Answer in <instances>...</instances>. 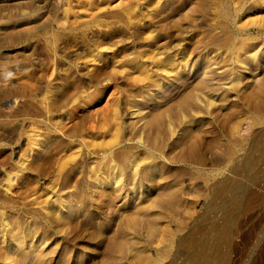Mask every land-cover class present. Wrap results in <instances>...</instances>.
Listing matches in <instances>:
<instances>
[{
  "label": "rangeland",
  "instance_id": "obj_1",
  "mask_svg": "<svg viewBox=\"0 0 264 264\" xmlns=\"http://www.w3.org/2000/svg\"><path fill=\"white\" fill-rule=\"evenodd\" d=\"M55 1L0 0V209L28 218L30 264H128L129 257L139 254L145 255L142 264H264V122L250 125L255 116H264V95L260 109L251 102L257 82L250 75L255 69L259 73L254 77L264 75V4L247 5L234 25L236 32H244L235 37L236 45L255 43L256 58L248 61L243 55V65L221 74L223 89L213 88L215 95H206L208 88L194 91L195 110L188 116L194 119L192 131L182 134L183 123L169 113L175 134L163 129L157 137L155 128L145 126L146 119L193 90L204 68L200 60L177 78L173 67L158 58L176 50L186 32L225 21L213 15L215 2L206 0L208 12L202 13L197 0H176L166 6V17L137 19L134 14L133 22L127 15L116 22L104 14L103 0H95V10L104 9L101 15L95 12L97 23L106 22L102 26L108 35L102 51L107 60L119 62L91 65L85 63L88 49L65 54L45 43L50 29L60 34L75 19L73 10L65 17L63 0ZM28 13H36L35 18ZM64 17L73 19L65 28ZM32 22L39 26L33 24L36 33L30 34L26 27ZM130 33L140 40L124 39ZM37 39H43L42 45ZM213 51L207 50L211 62ZM134 57L145 63L123 61ZM210 66L217 70V64ZM241 71L249 73L243 72L238 82ZM147 136L154 145L146 142ZM123 137L127 148L135 142L149 144L134 149L132 158L130 149H114L112 162L121 167L133 160L134 170L126 167L112 178L95 175L93 152L102 153ZM149 148L158 151L155 160L149 158ZM154 161L158 166L142 173ZM222 182L227 183L225 192L213 196ZM248 198L257 200L243 209ZM157 200L160 207L153 205ZM131 219L135 228L124 237L121 230Z\"/></svg>",
  "mask_w": 264,
  "mask_h": 264
},
{
  "label": "bare ground",
  "instance_id": "obj_2",
  "mask_svg": "<svg viewBox=\"0 0 264 264\" xmlns=\"http://www.w3.org/2000/svg\"><path fill=\"white\" fill-rule=\"evenodd\" d=\"M57 1L59 2V0H57ZM57 1H55V2H57ZM97 1H99V0H97ZM129 1H133V0H129ZM129 1L128 0H122L120 2L118 1L117 3H115L116 0H103V4H101V2H100V6H102V5H103L102 7L107 6V10H106V7L104 8L107 13L105 11H104L105 13L104 12L103 13L107 14L108 18L112 17L113 19H115L116 22H117V20H120L124 15H127V17H128L127 20L129 22H133L132 19L135 17V15H136L137 19H138V17L139 18L141 17V19H142V17H145V18L149 17L150 18V17H154V15H156V17L157 16L166 17L168 14H166L167 10L165 12V8L168 7L167 5H169V4L171 5V4L175 3L176 0H136V2L134 1L135 2L134 5H133V3H130L132 6H130V5L128 6ZM180 1L181 0H179V2ZM205 1L206 0H197V3L199 5L198 9L201 8L200 11H202V13L208 12L207 7H204ZM207 1H206V5H208ZM212 1L215 2V7H214V9L212 8L214 10L213 13L215 12V14H213V15H216L218 17L219 16L220 17H224L226 20L223 21V22L214 21V22H217V23L211 24L209 26V28L206 29L205 31L196 29L197 32L194 31V33L186 32V34H185V36L183 38L182 44L180 43L179 46L176 48V50H168L164 56L158 58L159 62H164L168 66H172L173 67V70L175 72L174 75H177L176 76L177 78L182 77L183 75H185L187 73L188 69H190V67L192 65L196 64V62H198L200 60L201 61L203 60L204 65L203 64L202 65H203L204 68L202 69V73H201L203 75H202L201 79L200 78L198 79V81L196 82V84L193 87V90L188 91L185 94V96L180 101H178L174 106L169 107L167 110L159 111L155 115H153V116L149 117L148 119H146V122H145L146 125L145 126H148V127H151V128H155L156 129V135L158 134L157 137L160 135V133H161V131L163 129H166L165 130L166 133L168 131L172 135L175 134L174 132H175L176 129H174V131L172 132V130H173L172 129L173 121H169L168 118H167L168 116H166L169 113L174 116L173 118H177L178 121L183 123V127L181 128L182 131H183L182 134L192 131L193 128L191 126L193 125L194 119L193 118L189 119L188 116L190 115V113L192 111L195 110L194 106H193V104L195 103V99H196L194 91H196L197 93H199V92H202V93L204 92L205 93L204 89L208 88L209 92L207 91V93H205V94L206 95H212V96L215 95V93L213 91V88L223 89L222 83L220 82V80H218V78H219V76L221 74H225L226 71H228L229 69L232 68L231 66H233V67L237 66L238 67V66L243 65L244 64V60H242V59L247 58L246 60L251 61V60H254L256 58V52L257 51H254V50H256L257 48H255L256 47L255 43L248 44L245 40H243L242 42H240L239 45H236L235 37L237 35H239L238 33H244V32H236V29H235L234 25L236 23L235 22L236 21V17H239L240 14H242L245 11L247 5L249 7L250 6L262 5V4H264V0H239V2H238L239 4L237 6L232 4V0H212ZM60 2H61V0H60ZM62 2H64V7L66 6V8L64 10L65 11V13H64L65 17H68V15H70V14H68V12H71V10H73V15H72V12H71V15H72L71 18L74 19V17H75V19H76V17H80L81 19L77 18L76 21L74 19L75 22L73 21V19H71V20L69 19L70 20V22H69V21L65 20V17H64L65 22L63 24V28H65L64 25H67L68 22L69 23H71L72 21L73 22L71 24H68L69 25V27L67 26L68 28L61 29V30H64V31L60 30L62 33L60 31H58V32H60V34L56 33V31L54 32L53 29H50L53 32H50V34L48 35V33H47L48 29H46L47 32H45V33H47V34L45 35V37H47V39H46L47 41H45V43L47 42V44L50 45L49 47L52 48L50 50L52 51L53 49H57V50L58 49H60V50L63 49V51L66 54V50L70 51V50H73V48H75L76 51L88 49V52H89L88 53L89 54L88 57H90V59L87 57V54H86L85 56L87 57V59H86L87 61L85 63L91 64V65H93V64L96 65L97 63L98 64L99 63L100 64L103 63V65L108 63V65H109V62H111V63L113 61L114 62L116 61V63L119 62L118 60H113V61L112 60H107L106 56L104 55V53L102 51L103 48H105V46H106L105 43H104V40H103L105 38V35H106V29H105V27L102 26L103 23H99V25L101 24L100 26L97 23L98 22V19H97L98 17H97V14L95 12H100L103 9L101 7L100 11H99V9L95 10V8H99V7H96L97 5L95 4V3H98V2H95V0H63ZM125 2L127 3V5H125ZM184 2H185V0H184ZM177 3H178V1H177ZM179 4L180 3H178V5ZM51 5H52V3H51ZM93 5L94 6L96 5V6L94 7ZM98 5H99V3H98ZM178 5H176V6L178 7ZM56 6H57V4H56ZM61 6H60V8H61ZM73 6L76 7V10L72 9ZM176 6L175 7L173 6L172 10L176 11L177 9H179V8H176ZM181 6H182V4H181ZM58 8H54V9L57 10ZM60 8H59V10H60ZM62 8H63V6H62ZM63 9H61V10L63 11ZM69 9H70V11H69ZM39 11H40V9H39ZM46 11H44V12H46ZM54 12H55V10H54ZM103 13H102L103 16L99 17L102 20H103L102 17L105 16ZM37 14H38V12H37ZM56 14H57V12L55 13V15ZM28 15L30 17L34 16V18H35L36 13H35V15L32 14L33 16H31L30 13H28ZM28 15H27V17H28ZM45 15H47L46 17H48V14H45ZM45 15H44V17H45ZM99 15H101V12H100ZM58 16L60 17V15H56V17H58ZM37 17H39V16H37ZM54 17L55 16L53 15L52 18H54ZM58 18H56V19L58 20ZM108 18H106V19H108ZM24 19H26V18H24ZM56 19L54 20V23H55ZM19 20L22 21V18L19 19ZM26 20L29 21V17ZM26 20H24V21H26ZM46 20H49V19H46ZM135 20H136V18H135ZM163 20H164V18H163ZM31 21H33V20H31ZM42 21H43V18H42ZM42 21H39V24H41ZM141 21H144V20H141ZM60 22L63 23V19H60ZM60 22H59V24H60ZM18 23H19V21H18ZM56 23H58V21ZM65 23H67V24H65ZM27 24H25V25H27ZM31 24H32L31 26H29L30 24H28L29 27L28 26L26 27V29L29 28V31L27 30L28 32L35 31V27H37V25H38L36 22L35 23L32 22ZM33 24H37V25L34 26ZM43 24H45V21H44ZM132 24L133 23H131V25ZM134 24H135V21H134ZM140 24H142V23L139 22V25ZM146 24H148V23H146ZM47 25H45L46 26L45 28L49 27ZM57 26L59 27L58 24H57ZM57 26L54 25V27H57ZM60 26H62V25L60 24ZM144 26L146 27V25H144ZM101 27H103L104 29H102ZM139 27H141V26H139ZM142 27L140 29H142ZM108 28H107V30H108ZM24 29H25V27H24ZM54 29H56V28H54ZM140 29H138V30L136 29L137 32H139ZM218 29L220 30V32H222V33L223 32H227L226 34H230V35L226 36L225 33L221 34L220 32H218ZM43 32L44 31L39 32V34L43 33ZM23 33H24V35H26L25 32H23ZM23 33L21 32L22 35H23ZM31 33L32 32H30V34ZM35 33H36V31H35ZM133 33H134V30H133ZM141 36H144V35L141 34ZM16 37L18 38V35ZM34 37L35 36H34V33H33V39H35ZM106 37H108V35H106ZM43 38H44V36H43ZM131 38L133 39V41H134V39H136V40L139 39L140 40V36L136 38L135 35L133 36L132 33H130L124 39L131 40ZM14 39H15V37H14ZM19 39H20V37H19ZM38 39H37V41H38ZM18 40H15V41L18 42ZM40 40L38 41L39 44H41ZM42 40H41V42H42ZM120 40H123V38H121ZM124 42H125V40H123V43ZM33 43H34V40H33ZM120 43H122V42H120ZM36 44H35V47H36ZM45 46H47V45L45 44ZM108 47L110 49V46H107V48ZM210 48L213 49V50L214 49L217 50L215 52L213 51L214 55L213 54L212 55H213V57L215 59V61H213V62L208 60L207 50L209 51ZM104 51H105V49H104ZM57 52L59 53V51H57ZM64 52H63V54H64ZM73 52H75V51H73ZM70 53H71V51H70ZM194 55H196V56H194ZM243 55L244 56L246 55V57L243 58ZM136 57H138V56H136ZM136 57L131 58V59L130 58L129 59H124L123 61L130 62V60H131L132 62H136L138 64L141 63V65H143V63H145L144 60H140V58H136ZM56 58L58 59V56ZM224 58H226V59H224ZM79 59L80 58L77 59L78 62H79ZM49 60L50 59H48V62L50 63ZM54 62H55V60H54ZM85 63H83V64H85ZM219 63L222 64V66L221 65L219 66ZM52 64H53V62H52ZM113 64H115V63H113ZM212 64L213 65H216V64L218 65L217 70H215V68H213L214 70H212L211 66H210V68H208V65H212ZM239 64H241V65H239ZM243 72L244 73H249V71H241L240 72L241 75H238L236 77V80L238 82H240V78H241V76H243L242 75ZM258 73H259L258 69H255V70L250 72V75L253 76L252 80L254 82L255 81L257 82V85H256V87L254 89V92L251 95V102L254 103V106H255V108L257 110L260 109V106H261V103L259 101L260 96L264 95V75H263L262 79H261V76L259 78V75H258V77H254ZM260 74H261V72H260ZM206 78H207V80H204ZM176 82H177V79L175 80L174 83H176ZM209 86L211 88H209ZM224 88H228V87H224ZM201 90H203V91H201ZM209 97H211V96H209ZM170 119H172V117H170ZM167 120H168V122H167ZM263 122H264V116L262 117L260 115H257V116H255L252 119L250 125H259V124H261ZM187 123H190L189 124L190 126H185V125H187ZM169 130H171V131H169ZM261 130L264 132V126L262 127ZM149 138L150 137L147 136V140L148 141H146V142H148L149 144L152 143V145H154L153 141H152L153 139L151 140ZM127 142H128L127 139H125L123 137L121 139H118L110 147L104 149L102 151V153L93 152V158L95 157V158L98 159L95 162V165L97 166V168L93 169L95 171V172L93 171L94 174L95 175H101V176H107L108 178L110 176V178H112L116 173H119V171H122L126 167L131 168V170H134V167H135L136 163L134 164L133 160H130L129 162H127L128 164L126 166L122 165L121 166L122 168L121 167H117L116 164L112 162V153L114 152V149H116V148H127V146L125 147ZM129 143H130V141H129ZM135 143H137L138 145H136V146L134 145L133 146L132 144H130L131 147L130 148L128 147L126 149L127 152H129L131 150V154L129 156L131 158L134 157L133 153H132L134 149H137L139 147L140 148L141 147L148 148L147 147L148 143L147 144L142 143V142H140V143L135 142ZM197 143H198V140L195 141V142H192L193 145H195ZM128 149H130V150L128 151ZM148 150H149L148 152H150L149 158L155 160L156 157L159 156V155H157L158 151H156V150L153 151L152 148H149ZM228 154L233 155L234 151L233 150H231V151L229 150ZM155 166H158V163L155 162L153 164L147 165L145 170H144V172L140 171V173L141 172L145 173V174L151 173L150 169L154 168ZM128 174H129V172H128ZM135 174H137V173H135ZM131 175L133 176L134 174L132 173ZM142 175H144V174H142ZM132 176H131V179H133ZM96 181H97V179H96ZM226 187H227V183L226 182H222L221 184L215 186V188H213V196H215V197L221 196L225 192ZM249 193H251V192H249ZM254 193H252V197L254 196L253 195ZM248 196H250V195L248 194L247 197ZM252 200L256 201L257 199L256 200H255V198L254 199H251V198L246 199L245 202L242 204V205H244L243 209H247L249 207V205L251 204ZM253 203H255V202H253ZM153 205L156 206V207H160L162 205V201L161 200H157V201H155L153 203ZM29 224H30V222H29L28 218L20 219L19 217L14 216L10 212L5 211L4 209H2V210L0 209V264H30V261L32 259V255H31V250L30 249H31L32 246H30L28 244L27 238L25 237V236L29 235V231L27 230ZM135 225H136V221H134L132 219L129 220L128 223H127V226L124 227L121 230V234L124 237H127V235L130 233V231L135 228ZM20 240H21V243L18 242ZM23 240H25L27 243L26 242H22ZM120 247H121L120 250L123 252L124 248H122V246H120ZM14 248H19V250H20L19 253L14 254L13 253V249ZM144 260H145V255L144 254H139V256H137V257H129L128 258V264H142L144 262Z\"/></svg>",
  "mask_w": 264,
  "mask_h": 264
}]
</instances>
